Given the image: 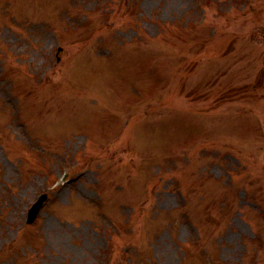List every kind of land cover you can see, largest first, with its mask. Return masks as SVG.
I'll return each instance as SVG.
<instances>
[{
  "label": "rangeland",
  "instance_id": "1",
  "mask_svg": "<svg viewBox=\"0 0 264 264\" xmlns=\"http://www.w3.org/2000/svg\"><path fill=\"white\" fill-rule=\"evenodd\" d=\"M40 190L0 264H264V0H0V227Z\"/></svg>",
  "mask_w": 264,
  "mask_h": 264
}]
</instances>
